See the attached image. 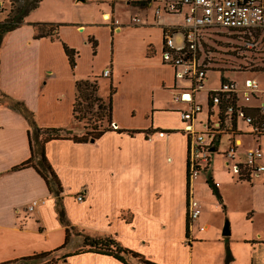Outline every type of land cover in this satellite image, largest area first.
I'll list each match as a JSON object with an SVG mask.
<instances>
[{
	"label": "crops",
	"instance_id": "1",
	"mask_svg": "<svg viewBox=\"0 0 264 264\" xmlns=\"http://www.w3.org/2000/svg\"><path fill=\"white\" fill-rule=\"evenodd\" d=\"M96 1L108 4L97 7L107 9L101 10L99 23L110 30L112 39L121 34L123 27L137 25V13L127 23H121L114 16L117 0ZM163 1H125L131 8L145 10V16L148 9H153L150 15L152 23L146 24H156L161 28L162 43L159 46V43L150 42L152 40L145 41L141 56L136 60L131 57L124 63L107 56L97 68L93 61L85 69L80 68L79 51L70 42V33L81 32L91 47L92 42H96L95 49L92 47L93 55L99 51L98 40L92 34L94 24L84 23L82 18L75 16L78 15L75 11L83 8L79 0H41L25 17L24 22L5 36L0 48V90L23 101L33 112L39 127L62 128L69 130L71 135L80 136L84 127L74 119L72 113L75 83L80 79L104 77L114 87L111 100L113 126L126 131H105L97 139L86 142L51 139L44 143V158L61 186L58 201L38 173L36 159L33 160L34 166L16 168L30 158L31 145L36 152L37 143L35 138L30 140L31 129L26 118L8 105L0 104V262L59 247L64 240L65 226L60 222L56 209L62 207L67 226L78 228L87 236H112L123 247L156 264H187L188 253L184 243L189 245L191 240L196 239V227H205L202 229L204 231L208 225L204 223L195 226V219L191 221L188 215L187 192L189 190V197L197 199L194 195L195 181L198 179V175L188 178L192 139L184 131L185 122L180 115L189 103L172 98L173 102L183 103L187 107L172 106L169 101H165L161 92L171 91L176 95L194 92L193 102L202 106L198 114L203 113L204 116V119L199 120L196 115L194 127L196 121L198 128H195L198 130L205 122L214 127V140H205L211 155L218 151L224 136L229 142V148L235 143L232 157L234 165L243 163L245 151L255 146L262 149L263 156L259 162L264 165V148L261 145L264 134H255L241 118L236 120L232 128L234 132L220 130L217 107L206 105L208 91L212 88H207L201 99V88L193 90L191 82L179 80L178 65L164 61V33L172 27L177 29V33L183 25L169 21L166 13L158 16L154 14L155 7ZM3 2L0 0V3ZM0 17L2 20V13ZM112 18L122 24L119 29L108 25ZM37 22L60 24L57 38H36L32 23ZM63 44L78 52L74 67L68 62ZM105 69H109L107 76L102 75ZM246 73L252 75L253 72ZM120 80L128 81L125 85L128 91L123 94L118 93L116 86ZM261 89L264 90V87L261 86ZM263 100L264 94H259L245 108L253 109ZM171 113L177 114V124L168 123ZM226 127L229 129L231 125ZM244 138L251 142L245 149ZM210 162V171L206 173L205 181L211 176L213 182L219 185L212 174L214 169ZM225 164L228 171L235 172L229 161ZM235 175L236 181L253 183L254 176H249L250 181H247L240 180L239 174ZM259 176L264 177V171ZM261 185L264 192V182ZM78 195H82L81 200L77 199ZM210 198L213 196L210 195ZM33 202L36 205L29 210ZM70 234L71 229L69 239ZM238 240L235 241L243 242L245 246L244 256L239 263L227 238L232 256L228 264H253V259H256L257 264H264V237L258 235L253 241L244 237ZM221 245L222 250L221 247L218 249L221 250V253L218 252L221 259L219 263L224 264L225 239ZM173 247L179 249L176 251L177 259L184 254L186 261L173 259ZM70 252L73 251L69 249L66 253ZM58 264L124 263L109 255L86 252L70 256Z\"/></svg>",
	"mask_w": 264,
	"mask_h": 264
},
{
	"label": "rangeland",
	"instance_id": "2",
	"mask_svg": "<svg viewBox=\"0 0 264 264\" xmlns=\"http://www.w3.org/2000/svg\"><path fill=\"white\" fill-rule=\"evenodd\" d=\"M3 1L4 2L0 4L2 5V9L3 7L4 9L6 8L2 14V18L4 19L6 15L10 13L12 6L10 2H7L6 0ZM125 1L126 0L116 1L114 6V16L118 17L121 23H127L130 22V19L134 17V14L137 13L139 19L142 21L140 20L136 26L123 27L121 34L114 36L113 39L110 37V30H107V28L103 26L102 23H99L101 10L107 9L103 7H97V5L102 4L104 6H108V4L106 2L102 3L96 0H87V2L81 1L80 5H83V8L75 11V14H78L75 16L82 18L81 20H83L84 23L94 24L92 26V34L95 39L98 40L97 49L99 52L98 54L93 55L91 45L88 44L87 38L82 35L81 32H76L78 34L70 33V42L73 43L76 46L74 48L79 51L78 61L80 68L85 69L92 61L97 68L101 66V64L106 60L107 56L115 57L121 63L127 62L131 57H134V60H136L141 56V51L145 41L148 42L152 40L150 42L153 44L159 43L160 46L162 43L161 28L159 26L157 27L156 24L148 25L152 23L150 15L152 14L153 9H148L145 16V10L131 8L126 4ZM70 12H72V10ZM165 15H168L170 18L169 21L173 23L178 25L184 24L183 13ZM146 22L148 24H146ZM108 25L117 29L122 26V24H120L119 21L114 18H112V22L108 23ZM225 35L226 34L216 32L215 29H212L207 34H205L204 40L206 41V57H210V59H207L205 62L208 63L207 66L209 69L206 70L204 87L199 91L201 99L206 93L207 88H215L218 86L220 74L233 79L239 88L242 87L243 80L246 77L256 78L260 81L261 86L264 87V43L259 45L258 50H253L249 53H239L240 51L236 52L233 48L237 42L226 37ZM183 39L184 34L182 32L178 31L177 33H174V47L180 48L183 45ZM183 67L184 65H178L179 72L183 69ZM215 69H219L220 71ZM246 72L253 73L251 75V73ZM178 78L179 80L184 79L180 75H178ZM95 79L98 81V95L105 98L108 95L109 80L104 77ZM183 81L186 80L184 79ZM127 82V80H120L117 85L115 84L118 87L119 94H123L128 91L125 87ZM187 82L189 83L190 80H187ZM161 94L165 96V101H169L172 106L180 105L181 107H187V105H184L183 103L177 104L173 102L172 98L175 99L177 96L173 92L171 93V91H167L161 92ZM203 103L204 110H206L204 100ZM0 104L9 105L8 98L1 93ZM84 104L85 103H83V105ZM91 110L95 111L96 106L94 105ZM168 117L169 124H177L178 117L176 113H171ZM197 119H204L203 113L198 114ZM87 122L89 123L88 129H91L92 125L94 124H97L96 126L99 128L106 126L105 122L97 121L94 116L91 117ZM85 123L86 119H83L81 126L83 127ZM111 126L112 128H115L113 123ZM195 127L198 128L197 121L195 122ZM85 130L86 129H84V131ZM205 140L210 142V139L207 135ZM249 144H251L250 140L244 138V149ZM261 145L264 148V137L261 138ZM228 149L229 142L224 138V136H222L221 145H219L218 151L213 153V155H208V164H206V162H202V160L199 159L201 165L198 168V179L195 181L196 193L194 197L199 200L201 213L199 217L193 221L195 226L196 224L197 226L199 224L201 226L202 224L206 223L208 228L203 231L200 230L201 228L199 229L196 227V239L191 240L189 245L184 243L185 247L187 248V251H185L188 253L187 264H220L219 262H221V259L219 253H221L223 247L221 244H223L225 239H223V237H227L222 234V229L226 221H228L230 228V234L227 237L229 239V246L231 247V250L233 249L235 252L239 263L240 259L244 256L243 249L245 246L242 244L243 242H237L235 240L244 237L251 239L250 241H253L257 239L258 235L264 237V192L261 185V183L264 182V177H253L254 180L252 184H249L246 181H236L237 177L235 172L233 170V173L231 170L228 171L227 164H225L226 161H229L230 167L233 168L235 163L232 157L225 154ZM209 162L211 163V167L214 169L212 174L215 177V181L219 183L218 191L221 194L225 210L222 209V204L219 202L218 197L211 192V189L205 181V177L207 175L206 173L210 171ZM210 195H212L214 199L210 198ZM84 235L85 234L78 228L72 227L69 244H67V247L57 251L55 254L61 255L62 253L67 252L69 249L72 251L80 249L82 247L81 240H83ZM232 245L235 246L232 248ZM236 245H239V247L237 246L238 248H236ZM248 245H250V243ZM220 247L221 250H218ZM177 250H179L177 247H173V259H183L186 261L184 254H182V257L177 259ZM128 261L133 264H140L134 258H128ZM61 262L62 260L60 259L59 263Z\"/></svg>",
	"mask_w": 264,
	"mask_h": 264
},
{
	"label": "built area",
	"instance_id": "3",
	"mask_svg": "<svg viewBox=\"0 0 264 264\" xmlns=\"http://www.w3.org/2000/svg\"><path fill=\"white\" fill-rule=\"evenodd\" d=\"M2 5L0 4V11ZM166 14H184L183 28L179 29L184 34L183 45L180 48L174 47L173 34L177 29L172 27L164 33V55L165 62L172 65H184L183 69L177 73L181 77L189 76L193 79V90L202 88V81L206 76V70L209 68L205 63L210 57L204 53L205 34L212 29L232 37L237 42L239 53H249L258 50L259 45L264 43V0H165L154 9L155 15ZM135 18V22H139ZM117 22V21H116ZM109 74V69H105L103 76ZM211 95V106L217 107L222 98H231L235 104L227 106V112L235 111L237 119L241 118L252 128L257 135L264 134V100L259 102L255 108L259 114L257 118L244 116L242 110L248 106L251 101L264 94L260 82L256 78H247L243 81V86L239 88L236 83L226 80L218 84L215 88L208 91L206 105L209 104V93ZM193 91L179 93L175 99L185 101L188 107L180 112L184 123V131L191 136V150L189 159V173L196 176L201 162H207L210 149L205 144L206 135L210 141L213 139L214 127L208 122L201 124V129L194 127V119L201 111L202 106L193 102ZM240 99L242 100L240 102ZM218 109V107H217ZM232 132V126L229 128ZM235 143L225 153L234 157ZM263 152L259 146L249 148L244 153L243 166L250 171V175L257 177L264 171V165L260 164ZM235 173L238 174L239 166L234 165ZM217 184V183H216ZM78 200L82 195L77 196ZM36 205L31 203L28 207L32 210ZM201 208L199 201L193 197L188 199V215L191 220L196 219L200 214ZM201 230L203 227H200Z\"/></svg>",
	"mask_w": 264,
	"mask_h": 264
},
{
	"label": "trees",
	"instance_id": "4",
	"mask_svg": "<svg viewBox=\"0 0 264 264\" xmlns=\"http://www.w3.org/2000/svg\"><path fill=\"white\" fill-rule=\"evenodd\" d=\"M11 4V10L8 15L3 20H0V48L3 44L5 36L18 28L23 22L25 17L34 10L40 3L41 0H6ZM140 2V1H137ZM142 2V1H141ZM6 8L1 10L0 13H4ZM36 31V38L50 36L57 38V31L60 26L58 23H49V22H37L32 23ZM226 37L232 39L231 36L225 35ZM206 45V43L204 44ZM96 42H92V47L95 49ZM237 45H234V51H238L236 48ZM206 47V46H205ZM64 53L68 59V62L71 67L75 65V58L78 55V52L74 48H70L67 45L63 44ZM206 54V51H204ZM209 69V68H208ZM220 71L219 69H215ZM185 80H190L193 84V79L189 76L184 77ZM223 75H219V83L226 81ZM76 95L75 100L72 106L73 117L76 121L82 123L83 119H86V123L84 124V129H86L80 136L71 135L69 130H64L62 128H42L36 124L34 119L33 112L25 105V103L21 100L15 99L9 95H6L1 92L2 95L8 98L9 107L17 110L20 114H22L30 125V140L31 138H35L37 143L36 152L33 151V147L31 145V156L28 160L18 165L16 168H21L25 166L33 165V160L36 159L38 167H36L38 173L44 178L46 185L50 192L56 196L59 201V194L61 193L60 182L47 163L43 154V145L45 142L51 139H72L76 142H86L90 139H97L100 137L105 131L115 130L117 132H122L126 130H120L117 128H112V94L114 92V87L110 84L108 89V95L103 98L98 95V85L95 78L92 79H80L75 83ZM211 95L212 92L209 93V104L211 106ZM85 103L83 105V103ZM81 104V107H80ZM230 104H235V100L231 98H222L221 102L217 104L218 107V120H219V129L225 130L227 133H231L232 131L227 129V125H231L232 128L235 127V122L237 120V113L235 111L227 112V106ZM83 105V106H82ZM96 106V110L93 111L91 108ZM83 108V109H82ZM84 110V111H82ZM244 116H251L252 118H257L259 114L257 108L253 109H243L242 110ZM89 114V115H88ZM95 117L97 121L105 122L106 126L101 128L97 127V124L92 125L91 129H88V122L91 117ZM101 124V123H100ZM129 133H133V131L128 130ZM32 135V137H31ZM40 137V138H39ZM214 140V139H212ZM31 143V141H30ZM208 164V162H206ZM239 166V179L250 181L249 176L250 171L245 169L243 164H238ZM189 170V169H188ZM188 178H190V173L188 171ZM206 182L211 189L212 193L218 197L219 202L222 204V209L225 210V206L222 203L221 194L218 191V185L213 182L211 176L206 178ZM189 198V190L187 192ZM59 203V202H58ZM56 212L58 214V218L60 222L65 226L64 227V240L62 244L51 250L44 251L39 253H33L31 255L22 256L16 259H12L9 261L0 262V264H58L60 259L64 260L70 256H75L81 253L91 252L97 254L109 255L124 264H133L128 261V258H134L140 264H156L154 262L146 260L141 254L132 251L128 248L123 247L118 240L113 238L112 236L105 237H90L87 235L83 236L82 247L70 253H62L61 255H56L55 253L59 250H62L66 247L69 240V232L72 227H68V222L66 216L64 214L62 207H57ZM226 245H225V258L224 264H228L231 260V252L227 244V237H225ZM256 258V257H255ZM256 263V259H253V264ZM136 264V263H135Z\"/></svg>",
	"mask_w": 264,
	"mask_h": 264
},
{
	"label": "water",
	"instance_id": "5",
	"mask_svg": "<svg viewBox=\"0 0 264 264\" xmlns=\"http://www.w3.org/2000/svg\"><path fill=\"white\" fill-rule=\"evenodd\" d=\"M79 1H84V0H79ZM93 139H91V141H92ZM222 234L224 235V236H228L229 234H230V228H229V223H228V221H226L225 222V224H224V227H223V229H222Z\"/></svg>",
	"mask_w": 264,
	"mask_h": 264
},
{
	"label": "bare ground",
	"instance_id": "6",
	"mask_svg": "<svg viewBox=\"0 0 264 264\" xmlns=\"http://www.w3.org/2000/svg\"><path fill=\"white\" fill-rule=\"evenodd\" d=\"M205 227H203V229H204Z\"/></svg>",
	"mask_w": 264,
	"mask_h": 264
}]
</instances>
